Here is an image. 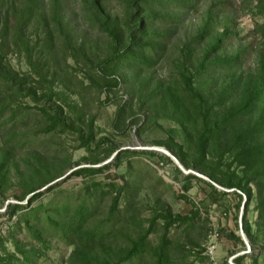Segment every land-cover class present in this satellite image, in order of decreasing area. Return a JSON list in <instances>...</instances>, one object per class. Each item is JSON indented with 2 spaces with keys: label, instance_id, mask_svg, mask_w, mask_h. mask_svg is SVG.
<instances>
[{
  "label": "trees",
  "instance_id": "1",
  "mask_svg": "<svg viewBox=\"0 0 264 264\" xmlns=\"http://www.w3.org/2000/svg\"><path fill=\"white\" fill-rule=\"evenodd\" d=\"M81 1L85 9L92 11L97 18L99 31L108 40L106 56L93 66L98 81L88 77L100 91L113 93L107 102L115 100L122 86V91L130 95L129 100L116 104L113 127L117 128L120 122L133 114L135 102L138 107L153 112L154 118L166 114L181 126L193 155L188 156L183 144L173 138H167L159 145L170 149L184 167L207 175L227 189L239 191L240 197H245L246 205L253 198L250 184H255L258 189V218L264 221V59L257 64L255 71L248 74L240 71L239 52L230 54L224 50V40L234 33L227 22L223 24L222 31L213 32L211 28L215 26L216 14L209 11L195 35L183 42L172 85L149 88L142 93L132 78L164 57L183 15L196 9L200 0H125L126 14L119 26L108 18L103 0ZM253 1L254 13L264 15V0H251L250 4ZM62 2L51 0L47 9H43L42 0H24L23 3L20 0H0V87L6 90L5 96H1L0 91V192L12 186L8 176L13 166L16 184L21 188V195L15 198L27 200V204L9 205V219L18 212L20 215L7 236H0V264H40L39 257L44 254L41 250L50 248L46 235L73 246L62 264H139L145 253L153 255L154 264H169V228L191 223L200 216V206L194 205L190 215L172 216L169 210H155L146 219L147 226L138 224L136 237L128 240L126 246H120L114 258L107 253L108 246L115 244L116 239L108 224H112L113 215L119 209L120 200L125 199L123 195L130 188V183L124 176H121V183L110 178L105 182L99 181L95 176L110 167L119 168L123 156L128 158L137 154L135 151H118V147L108 144L103 158L91 156V159H82L96 164L118 151L111 162L100 167L80 166L73 171L72 175L89 180L83 186V194H70L46 204L31 205L40 201L44 193L57 188L58 184H55L48 186L46 191L39 190L58 178L62 172L60 165L69 167L72 164L68 157L58 159L59 162L56 159L45 160L39 152L21 158L20 165L15 162L16 149L22 148V143L15 141L17 131L27 124L24 115L27 110L37 108L44 119L37 133H75L77 148H83L87 153L97 152L101 144L107 142L104 137L95 138L93 118L86 121L79 115L75 119L70 118L65 110L70 106L64 93L54 91L55 74L50 73L46 62L35 54L38 41L34 44L28 38L34 15L44 19L50 17L57 30L64 33L68 20ZM37 10L40 13H36ZM257 29L264 43V22ZM64 36L68 39V32ZM202 38L207 42L199 51L200 57L191 61L189 57L194 45ZM9 52H22L30 67L29 72L21 74L13 70L7 60ZM149 79L145 76L142 88L148 87ZM17 97H29L35 104L22 106L15 101ZM131 124L137 125L138 119H133ZM145 153L154 155L152 151ZM236 168L240 170L239 175ZM177 173L181 174L178 168ZM191 179L201 180L196 175H184L180 180L184 192L189 189ZM208 185L211 201H215L217 195L226 194L210 183ZM60 192L58 189L56 195ZM97 196H110V203L107 220L94 223ZM180 196L186 198L183 194ZM158 219L162 220L161 234L158 243L151 246L149 235L159 225ZM21 221L22 228L40 248L27 247L15 236L13 230L20 229ZM242 230L252 244H256V236H252L246 221ZM229 237L236 239L233 234ZM5 240L12 243V251L5 247ZM239 260L236 261L239 263Z\"/></svg>",
  "mask_w": 264,
  "mask_h": 264
},
{
  "label": "rangeland",
  "instance_id": "2",
  "mask_svg": "<svg viewBox=\"0 0 264 264\" xmlns=\"http://www.w3.org/2000/svg\"><path fill=\"white\" fill-rule=\"evenodd\" d=\"M23 1L20 0L22 3ZM42 1L43 9H47L51 0ZM61 1L64 5L65 18L68 20L64 33L57 30L50 17L44 19L40 15H34L32 25L27 32L28 38L34 44L38 41L35 54L41 61L46 62L50 73L55 74L54 91L64 93L65 101L70 106L65 110L70 118L75 119L78 115L84 121L93 118L95 138L104 137L107 142L101 144L97 152L87 153L83 148H77L78 141L75 133H37L44 119L37 108L27 110L24 114L27 124L20 126L17 131L18 138L15 141L22 143V148L16 149L15 162L20 165L21 158L24 159L27 155L39 152L44 155L45 160L56 159L59 162L58 159L68 157L72 164L69 167L60 165L62 172L58 178L39 190L46 191L48 186L55 184H58L57 188L44 193L40 201L32 202L31 205L39 202L46 204L52 199H62L70 194H83V186L89 183V180L72 175L73 171L80 166L100 167L111 162L114 153L96 164L84 161L82 158L91 159V156L103 158L104 150L108 148V144H112L118 147V151L130 150L137 154L128 158L123 156L119 168L110 167L103 174L95 176V179L99 181L105 182L110 178L118 183H121V176H124V179H128L130 183V188L123 195L125 199L120 200L119 209L113 215L112 224H108V229H112V235L116 237L115 244H110L107 249L111 257H115L120 246H126L128 240L136 237L137 226H147L146 219L150 218L155 210H169L172 216L190 215L196 205L200 206V216L195 217L191 223L169 228L167 234L171 239L169 264H264V221L258 218L256 185L250 184L253 198L246 205V199L243 196L240 197L239 191L227 189L213 182L207 175L186 168L180 163L181 171L169 156V154L175 156L172 151L164 145H159L167 138H173L183 144L188 156H192L191 146L181 126L163 113L154 118L153 112L149 113L145 107H138L135 101L133 114L127 116L124 122H120L117 128L113 127L116 104L129 100L130 95L122 91V86L121 91H117L115 100L107 102L106 99L112 98L113 93L106 94L100 91L88 77L91 76L98 81L96 68L93 66L96 61L106 56L108 40L99 31L97 18L92 11L85 9L81 0ZM250 1L200 0L196 9L183 15L175 34L169 40L164 57L151 68L143 69L139 76L132 78L136 80V86L140 87L141 92L144 93L149 88L172 85L171 82L176 78L174 72L177 56L183 42L195 35L206 21L209 11L211 14H216V19L213 20L215 26L211 28L213 32L222 31L223 24L227 22L229 29L234 33L224 40V50L230 54L239 52L240 71L245 74L255 71L257 64L264 59V43L257 29V26L264 22V15L254 13L255 1L251 4ZM102 5L108 18L115 20L119 26L126 14L125 0H103ZM36 13L40 11L37 10ZM67 32L68 39L64 36ZM206 42L207 40L202 38L194 45V50L189 57L191 61L197 59L196 57L199 59V51ZM7 60L10 67L21 74L30 70L22 52H9ZM145 76L150 78L149 84L147 88H142ZM0 91L1 96L6 95L4 87H0ZM15 101L22 106L35 104L29 97H17ZM133 119H138L137 125L131 124ZM150 148L163 152L150 150ZM147 151L154 152V155L145 153ZM128 162H130L129 166ZM177 168L181 174L177 173ZM14 169L11 166L8 176L12 186L0 192L1 237L7 236L20 215L18 212L9 219L7 217L9 205L27 204L26 199L18 201L15 198L21 195V188L16 184L17 175ZM235 170L239 175L240 170L238 168ZM188 171L190 173H187ZM188 174L196 176L198 174L197 177L201 180L191 179L189 189L184 192L180 180ZM207 183L220 191H225L226 194L217 195L216 200L211 201L209 197L211 189ZM58 189L61 192L56 195ZM181 194L186 198H182ZM109 203L110 196L102 198L97 196L94 223L107 220ZM244 221L250 226L252 236H256L257 242L254 245L243 233ZM157 222L159 225H156L155 231L149 235L151 246L158 243L161 234L162 220L158 219ZM19 227L20 229L13 230L15 236L27 247L40 248L22 228V221ZM230 234L235 235L236 239L230 238ZM46 237L49 238L50 248L46 251L41 250L44 254L39 257V263L62 264L71 253L73 246L57 237L48 235ZM4 245L7 250H13L10 240H5ZM237 259H240L239 263ZM139 264H154L153 255L145 253Z\"/></svg>",
  "mask_w": 264,
  "mask_h": 264
},
{
  "label": "water",
  "instance_id": "3",
  "mask_svg": "<svg viewBox=\"0 0 264 264\" xmlns=\"http://www.w3.org/2000/svg\"><path fill=\"white\" fill-rule=\"evenodd\" d=\"M150 150H157V151H159V152H163L162 150H159V149H156V148H150ZM117 152H118V151H116V152L112 155L111 158H113ZM169 156H170L171 159L174 161V163L179 167V169L182 171V166L180 165V162L178 161V159H177L175 156L171 155V154H169ZM101 166H102V165H101ZM187 173H190V171H188ZM197 176H199V175L197 174ZM241 231H242V230H241Z\"/></svg>",
  "mask_w": 264,
  "mask_h": 264
}]
</instances>
